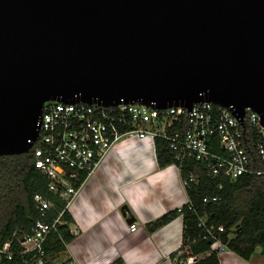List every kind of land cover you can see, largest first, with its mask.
I'll return each instance as SVG.
<instances>
[{"label": "water", "instance_id": "1", "mask_svg": "<svg viewBox=\"0 0 264 264\" xmlns=\"http://www.w3.org/2000/svg\"><path fill=\"white\" fill-rule=\"evenodd\" d=\"M48 102H207L264 128V0H0V157L31 151Z\"/></svg>", "mask_w": 264, "mask_h": 264}, {"label": "built area", "instance_id": "2", "mask_svg": "<svg viewBox=\"0 0 264 264\" xmlns=\"http://www.w3.org/2000/svg\"><path fill=\"white\" fill-rule=\"evenodd\" d=\"M246 119L256 134V142L250 148L246 143ZM39 125V136L31 149L34 166L45 177L48 192L65 206L48 222L53 202L44 194H35L33 201L40 218L29 232L14 233L5 242L0 240V261H12L20 255L22 264H45L48 240L60 225L66 224L62 220L64 211L78 196L85 180L124 138L165 139L175 156L173 165L180 172L190 160L206 167L213 178L231 182L242 176H264V128L260 116L251 108H246L241 124L232 109L207 102L195 104L190 111L184 107L157 109L140 104L102 107L48 102ZM198 182L199 177L192 171L183 180L185 189ZM219 200L218 196L205 197L203 203ZM199 227L215 239L213 249L223 247L214 235V227H208L207 215L199 218ZM136 230L137 224H131L130 231ZM222 230L223 227L218 228L219 232ZM198 259L188 257L182 263L194 264Z\"/></svg>", "mask_w": 264, "mask_h": 264}, {"label": "crops", "instance_id": "3", "mask_svg": "<svg viewBox=\"0 0 264 264\" xmlns=\"http://www.w3.org/2000/svg\"><path fill=\"white\" fill-rule=\"evenodd\" d=\"M187 203L179 169L158 166L154 140L124 138L70 204L73 222L68 226L75 239L55 263L174 264L171 255L183 242L182 216L154 232L146 225ZM131 224H137L135 232ZM214 248L219 249L221 264H264L259 258L245 261L225 247Z\"/></svg>", "mask_w": 264, "mask_h": 264}, {"label": "trees", "instance_id": "4", "mask_svg": "<svg viewBox=\"0 0 264 264\" xmlns=\"http://www.w3.org/2000/svg\"><path fill=\"white\" fill-rule=\"evenodd\" d=\"M246 125L248 148L256 142L254 129ZM251 136V140L249 139ZM158 166L165 168L175 163V156L165 139L155 138ZM189 171L199 177L198 183L186 187L188 203L146 225L154 232L179 216L183 218V242L180 250L171 255L174 264L182 263L188 257H199L194 264H221L219 249H213L215 239L199 227V218L208 216V227H214V235L223 247L249 261L258 248L264 255V176H242L235 182L224 178H213L206 167L186 161L180 172L187 179ZM84 179V178H83ZM219 186L222 188L219 189ZM44 194L53 202L46 221L51 222L63 210L65 203L48 192L47 181L34 166V152L0 157V240L12 238L14 233L24 234L40 218L33 197ZM220 197L217 202L203 203L205 197ZM62 220L66 223L58 227L46 244L45 264L55 262L67 252V245L75 239L68 224L73 218L68 210ZM223 227L222 231H218ZM23 257L17 255L12 261L1 260L0 264H22ZM70 262L66 261V263Z\"/></svg>", "mask_w": 264, "mask_h": 264}, {"label": "rangeland", "instance_id": "5", "mask_svg": "<svg viewBox=\"0 0 264 264\" xmlns=\"http://www.w3.org/2000/svg\"><path fill=\"white\" fill-rule=\"evenodd\" d=\"M262 253H263V250L261 248H258L256 253L252 256V258H255V259L259 258L260 261H261V259L264 260V255H262ZM255 259H253V260H255Z\"/></svg>", "mask_w": 264, "mask_h": 264}]
</instances>
